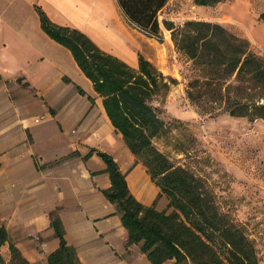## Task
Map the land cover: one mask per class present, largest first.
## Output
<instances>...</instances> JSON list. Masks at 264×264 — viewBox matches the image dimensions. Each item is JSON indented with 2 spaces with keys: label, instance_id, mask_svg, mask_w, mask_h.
I'll use <instances>...</instances> for the list:
<instances>
[{
  "label": "crops",
  "instance_id": "crops-1",
  "mask_svg": "<svg viewBox=\"0 0 264 264\" xmlns=\"http://www.w3.org/2000/svg\"><path fill=\"white\" fill-rule=\"evenodd\" d=\"M34 3L53 21L75 26L94 41L92 32H115L117 43L95 42L137 65L138 53L116 20L113 0H0L2 44L13 49L12 63L24 65L11 72L0 68V224L27 264H49L47 254L58 246L52 211L82 264H151L138 243L127 244L120 214L101 190L110 184L104 161L95 152L83 155L90 146L109 152L138 200L167 210L168 200L112 125L102 97L70 51L40 28ZM44 60L48 68L38 76L23 72ZM28 93L38 100L33 112ZM0 254V264H13L8 241Z\"/></svg>",
  "mask_w": 264,
  "mask_h": 264
},
{
  "label": "trees",
  "instance_id": "trees-1",
  "mask_svg": "<svg viewBox=\"0 0 264 264\" xmlns=\"http://www.w3.org/2000/svg\"><path fill=\"white\" fill-rule=\"evenodd\" d=\"M168 0H116L128 23L149 34L161 32L158 13ZM212 5L220 0H193ZM40 28L65 46L94 90L112 125L145 166L167 207L145 204L129 190L125 173L109 152L90 146L105 163L110 184L102 188L127 231V244L138 243L151 264L172 260V264H260L254 240L228 211L220 207L214 193L189 168L173 163L156 148L152 138L167 132L169 126L152 104L177 82L165 75L143 54L132 66L101 48L88 34L75 26L53 21L43 7L34 3ZM258 17L264 21V8ZM171 29L174 47L193 65L185 95L200 111L215 115L227 112L248 120H264V58L247 38L216 21L190 18L180 25L163 19ZM66 78V77H65ZM67 79V78H66ZM80 92L84 90L78 86ZM91 98V96H90ZM50 224L59 239L47 254L49 264H82L73 245L64 237L62 222L55 212ZM9 242L13 264H27L19 249L9 240L0 224V246ZM2 256L0 254V261Z\"/></svg>",
  "mask_w": 264,
  "mask_h": 264
},
{
  "label": "rangeland",
  "instance_id": "rangeland-1",
  "mask_svg": "<svg viewBox=\"0 0 264 264\" xmlns=\"http://www.w3.org/2000/svg\"><path fill=\"white\" fill-rule=\"evenodd\" d=\"M113 1L116 20L128 32L134 51L143 54L163 74L177 79L165 94L151 101L160 108V115L169 126L167 132L153 137L152 143L173 163L202 178L220 207L254 240L259 262L264 264V120H248L227 112L210 115L191 104L185 88L194 75L193 65L176 51L171 29L163 23V19H168L180 25L190 18L219 22L247 38L252 49L264 58V21L258 17L264 0H220L212 5L168 0L158 13L159 36L128 23L116 0ZM5 34L0 30V68L11 72L24 65L11 62L13 49L2 44ZM92 36L101 46L110 43L103 33L92 32ZM47 63L31 62L23 72L36 77L48 68ZM17 80L21 83V77ZM31 95L28 93L26 103L33 112L38 100Z\"/></svg>",
  "mask_w": 264,
  "mask_h": 264
},
{
  "label": "bare ground",
  "instance_id": "bare-ground-1",
  "mask_svg": "<svg viewBox=\"0 0 264 264\" xmlns=\"http://www.w3.org/2000/svg\"><path fill=\"white\" fill-rule=\"evenodd\" d=\"M105 35L107 36V38L110 40V41H112V42H118V39H119V37H118V35L115 33V32H111V31H109V32H106L105 33Z\"/></svg>",
  "mask_w": 264,
  "mask_h": 264
},
{
  "label": "built area",
  "instance_id": "built-area-1",
  "mask_svg": "<svg viewBox=\"0 0 264 264\" xmlns=\"http://www.w3.org/2000/svg\"><path fill=\"white\" fill-rule=\"evenodd\" d=\"M41 118H42L41 115H40V116H36V117H34V120H35V121H39Z\"/></svg>",
  "mask_w": 264,
  "mask_h": 264
}]
</instances>
